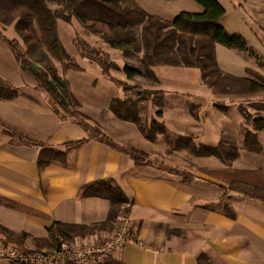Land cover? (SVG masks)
<instances>
[{
	"label": "crops",
	"instance_id": "0c3cea01",
	"mask_svg": "<svg viewBox=\"0 0 264 264\" xmlns=\"http://www.w3.org/2000/svg\"><path fill=\"white\" fill-rule=\"evenodd\" d=\"M228 1L235 6L234 0ZM236 1L254 6L253 15L261 23L258 30L255 26H244L240 11L232 21L239 28L231 27L230 20L224 18L221 24L228 32L236 31L245 37L248 49L257 53L259 50L246 33L262 34L264 39V0ZM224 52L251 62L249 69L264 76V64L258 66L259 62L247 58L249 51L229 48ZM12 60H8V67L1 62L0 77L14 87L19 85V94L11 99L0 98V119L29 138L56 148L84 140L67 150L64 163L52 162L39 168V149L30 144L10 143V137L0 127L1 225L17 233L46 237V228L54 222L92 225L105 221L109 201L102 197H81L78 189L96 179L111 178L130 201L127 215L133 236L148 248L126 243L103 264H264V203L231 191L227 199L234 217L228 216L222 206H215L227 182L204 170L220 167L197 165L198 158L205 162L209 156L181 163L190 167L187 178L165 173L158 167L136 165L117 148L89 138L82 127L56 114L46 96L35 91L34 79L30 86L24 81L25 85L20 87L22 77L28 78V74ZM222 64L223 72L240 76L231 69V63ZM11 72L18 75L17 80H9ZM103 108L106 111L99 120L115 143L143 151L153 148L154 143L134 123L117 118L108 106ZM249 124V130L254 131ZM117 220L118 216L106 230L82 239L113 231Z\"/></svg>",
	"mask_w": 264,
	"mask_h": 264
},
{
	"label": "trees",
	"instance_id": "16d2710c",
	"mask_svg": "<svg viewBox=\"0 0 264 264\" xmlns=\"http://www.w3.org/2000/svg\"><path fill=\"white\" fill-rule=\"evenodd\" d=\"M194 1L202 7L200 12L180 11L173 19L167 20L147 13L133 0H0V26L3 29L12 26L14 29L16 35L4 40L22 72L35 80L34 88L46 96L51 109L56 114L58 111L55 106L69 113L70 116H82L81 119L73 117L68 120L82 127L87 133L91 132L92 136L87 135L89 138L98 139L117 148L129 156L134 164L147 165L144 162L145 151L115 143L107 138V135L90 128L86 121L82 120L83 114L72 111L71 106L75 105L76 100L68 82L57 73L52 64V59L64 62L70 58L60 41L57 21L70 23L75 19L110 47L121 50L126 58H137V66L125 62L123 67H119L127 80L139 76L155 81L157 79L153 68L156 66H183L198 68L202 80L214 94H247L264 91L263 75L252 72L251 74L255 76L253 78L235 77L218 68L214 49L216 43L228 48L249 51L252 55L253 53L248 49L246 40L240 33H230L219 23L225 13V8L219 0ZM73 42L80 56L99 66L104 76H109L110 68H116L117 65L110 61L107 53L88 47L78 38H74ZM33 63L40 67L34 69ZM75 65V63L71 66L63 64L64 68L79 70ZM48 81L53 83V87ZM118 84L125 92L130 89L126 87L125 82L118 81ZM18 94L19 90L16 87L0 78V98L11 99ZM140 100L139 93L135 99L115 97L109 102L108 108L117 118L134 123L140 133L147 140L152 141L155 138L154 133H165L164 122L157 119L162 112L157 110L155 113L157 117H152L148 124H143L139 115ZM153 101L162 105L163 96ZM261 104L264 112V102ZM214 106L222 111L227 109L226 105L220 103ZM238 111L254 128V131L247 128L244 130L243 147L250 152H259L261 145L257 131L264 129V115L253 117L240 107ZM0 127L10 137V143L30 144L39 149L37 156L39 168L52 162L64 163L67 150L84 140L80 139L72 144H65L62 148H56L29 138L1 119ZM174 142L184 143V148L194 156H214L224 164H230L239 154L234 145L223 141H219L216 145H207L196 143L190 136H179ZM204 170L227 179V184L223 187L224 191H233L264 203V192L261 191L264 190V178L259 171ZM78 192L81 197L95 196L109 201L110 207L105 221L92 225L54 222L46 228V237H34L26 232L17 233L0 224L2 242L21 246L30 238L32 242L28 245L41 249L55 246L58 238H83L106 230L120 212H127L128 209L124 208L123 204L130 203L111 178L96 179L83 184ZM222 209L228 216L234 217V211L228 204H223Z\"/></svg>",
	"mask_w": 264,
	"mask_h": 264
},
{
	"label": "rangeland",
	"instance_id": "374dc122",
	"mask_svg": "<svg viewBox=\"0 0 264 264\" xmlns=\"http://www.w3.org/2000/svg\"><path fill=\"white\" fill-rule=\"evenodd\" d=\"M133 1L147 13L167 20L173 19L180 11L200 12L202 10L200 4L194 0ZM219 1L225 8V13L220 18L219 23H221L224 18V20H230L229 24L231 27L239 28L238 25L232 21L236 19V15L240 11L244 15V26H246V28H253L255 26L258 30L261 23L258 17L253 15L251 7L254 6L249 5L248 3H239L234 0L235 6L233 7L228 0ZM246 20L248 24H246ZM57 29L60 41L70 58L66 59L64 62L52 59V64L57 73L68 82L70 91L72 90L77 94L75 96L73 95L76 102L75 105L71 106L72 111L83 114L84 119L82 120H85L90 128L107 135V138L109 137L112 140V138L104 132L99 118L103 116V112L106 111L103 107L108 106L113 98L117 97L122 99L123 97H130L135 99L137 93H139L141 99L139 103V115L142 123L148 124L152 117H157L155 114L157 110H163V106L155 103L153 100L157 97L163 96V103L165 102L164 106H166L164 107L165 113L160 117H157V119L164 122L165 133H154L155 138L151 141L154 143L153 148L144 150L146 154L144 162L147 163V165L158 167L159 169L164 170L165 173L172 174L179 178L189 177V165L184 166L181 163L191 161V159H194L193 157L196 158L198 156H194L189 150L184 148V143L179 142V144H176L174 141L179 136L191 135L196 143L216 145L219 141H223L232 144L237 148L239 153L238 157L230 164H222V162H219L216 157L209 156V160H205V162L199 160L201 158H198V160H196L197 165L207 167L212 166L215 168L220 167V170L226 171L256 170L259 171L264 178V129L257 131L258 141L261 145L260 151H247L243 147V132L246 128H251L249 122L246 121L238 111V108L240 107L253 117L263 116L264 112L261 108V105L263 104L261 103L264 102V91L247 94H214L202 80L198 68L183 66H156L153 68L157 79L155 81L146 78L144 79L139 76L127 80L119 67H123L125 62L137 66V58H126L121 50L110 47L103 41V39L98 35L89 32L75 19L70 23L58 20ZM15 35L16 33L12 26H8L4 29L0 26V64L4 61L6 62V67L10 66V63H8L9 59H13L12 63L14 62V64L17 65L15 62L16 60L7 48L8 46L5 44L6 41L4 40V38H13ZM246 35L254 41V46L259 50L257 53L255 50L253 51L256 53L255 55H252L249 52L247 58H253L259 63L263 61V63H258V66L264 64L263 35H256L254 33H246ZM74 38L82 40L88 47L100 49L107 53L110 61L118 67L110 68L108 70L109 76H104L99 66L80 56L73 42ZM3 41L5 43H3ZM1 44H3V46ZM214 49L215 56L217 55L216 62L219 69L223 68L222 63L225 61L232 64L231 69L238 72L240 74L239 77L253 78L255 76L251 73H258L256 70L249 69L250 61V63H248L245 59H239L232 54L224 52L229 49L228 47L216 43ZM72 63H75V66H77L79 70L74 68H64L63 66V64L71 66ZM240 67H242L241 70ZM10 74L11 79L9 80H17V74L12 72ZM24 81L27 82L28 86L33 84V78L29 75L28 78L22 77L20 87L25 85V83H23ZM118 81L125 82L126 87L130 89L125 92L118 84ZM18 86L15 87L18 89ZM35 91L40 94L36 89ZM216 103L226 105V111L216 108L214 106ZM171 107L176 109H171ZM55 108L60 117L67 119H73V117L81 119L82 117H79V115L70 116L69 113L62 111V109L57 106H55ZM101 108L103 109L101 110ZM190 108H193L192 111L189 110ZM186 111L188 112L186 113ZM85 117L87 119H85ZM190 120L192 122H190ZM84 133L92 136L91 132L87 133L84 131ZM138 140L140 141V139ZM213 176L219 177L215 175ZM261 191L264 192V190ZM230 192L231 191L229 190L223 191L219 202L214 205L220 208L223 204H228L229 200L227 199V194ZM123 207L128 209L127 204H123ZM0 241H2L1 237ZM30 242H32V239L28 238L23 244L28 245ZM12 246L21 247L17 245Z\"/></svg>",
	"mask_w": 264,
	"mask_h": 264
},
{
	"label": "built area",
	"instance_id": "2783aa9c",
	"mask_svg": "<svg viewBox=\"0 0 264 264\" xmlns=\"http://www.w3.org/2000/svg\"><path fill=\"white\" fill-rule=\"evenodd\" d=\"M126 243L148 248L133 236L131 220L122 211L113 231L89 240L58 238L55 246L41 249L25 244L13 247L0 241V264H103Z\"/></svg>",
	"mask_w": 264,
	"mask_h": 264
},
{
	"label": "water",
	"instance_id": "95a60500",
	"mask_svg": "<svg viewBox=\"0 0 264 264\" xmlns=\"http://www.w3.org/2000/svg\"><path fill=\"white\" fill-rule=\"evenodd\" d=\"M32 66L34 69H38L40 67L38 64H34V63L32 64ZM48 82L51 85V87H53V83L51 81H48Z\"/></svg>",
	"mask_w": 264,
	"mask_h": 264
}]
</instances>
